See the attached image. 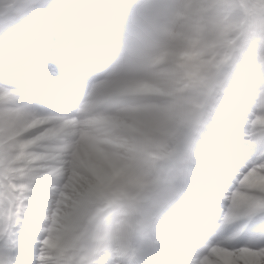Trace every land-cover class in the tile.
Masks as SVG:
<instances>
[{
    "label": "rangeland",
    "instance_id": "1",
    "mask_svg": "<svg viewBox=\"0 0 264 264\" xmlns=\"http://www.w3.org/2000/svg\"><path fill=\"white\" fill-rule=\"evenodd\" d=\"M77 2L87 6L84 15L89 16L93 12L97 14V6L107 3L108 0ZM158 2L162 5L163 17V44L160 48L162 52L168 53L169 47L176 44L180 46L188 41L189 29L195 27V39L190 38V46L182 52L183 56H176L171 51L167 54L166 60L169 63L166 65H169L168 69L171 72H164L162 77L159 74L152 75V72L158 69L160 57L163 55L158 52L150 57L146 64L137 66L131 78L127 76L130 71L124 74L113 72L105 78V75L109 74V68L102 70L98 64L99 72L97 69L91 71L87 69L68 85L60 97L44 102L34 104L25 102L27 77L23 74L14 77L16 83L2 86L9 92L7 99L15 101L14 105L17 107H22L28 119L39 118L44 122L38 131L43 133L41 147L34 149L32 156L26 152L29 146H25L24 141L19 142V146L7 154H0V161L11 160L13 166L20 169L14 175V181L0 177V196L25 201L29 195L24 194L23 190L28 189L30 180L27 177L18 180L20 174L25 175L27 171L23 170L24 164L16 160L22 157L23 160L36 163L43 161L40 155L45 153L44 161L47 164L42 163L46 166L40 168L44 170L39 174L50 181L40 184L38 199L44 202L51 201L52 206L59 208L58 216L64 221L61 225L62 238L66 243L77 231V227L87 223L89 217H92L90 211L86 212L81 208V206L85 208L84 203L90 197L82 199L73 195L70 201L65 198V190L71 188L77 178L86 176L89 182L83 186L85 191H102L108 177L107 174L98 173L91 177L86 173L83 168L86 154L80 153L74 139L67 138L64 134L67 129L57 121L58 115L62 114L60 109L71 106L70 101L73 100L74 93L85 95L86 91L93 87L96 79L105 78L107 82L98 83L101 87L98 86L95 92L104 102L103 105L107 106L109 113L118 106L113 101L136 93L133 90L137 87L133 84L137 79L148 75L154 81L149 84V89L158 91L156 94L158 96L161 94L164 96L159 97L162 100L160 102L153 99L138 101L139 113L133 115L130 112L126 116L127 121L116 124L118 129L127 130L132 134V143L128 147L132 151L130 154L137 157L136 160H131L132 166L138 164V157L141 154L140 141H143L145 146L143 152L150 157L145 168L138 167L130 173L133 194H119L121 183L116 181L108 184L113 185L108 192L100 193L103 196L101 201L105 200L110 211L116 210L120 218L124 214L134 215L140 223V220H143V213L139 200L142 199V193L161 165L170 161L178 150L189 142L195 140L204 144L213 130L226 125L237 104L243 105L252 93L264 92V0H158ZM249 22H253L254 26H249ZM93 27L94 31L89 32L90 38L93 45L98 43L102 45L104 42L101 47L104 54L100 58L105 57V48L108 49L107 53L111 50V34L104 22L94 24ZM81 38L80 35L79 40ZM87 43V47L91 48L90 43ZM106 44L109 46L106 47ZM126 83L130 85L127 90L124 92L117 90L118 85ZM53 105L60 107L57 113L52 108ZM101 110H92L90 114L94 115ZM160 112L162 119L169 116L170 121L166 127L168 129L171 126L170 131L173 132L172 137L166 141L160 139L154 130V126L159 122L157 118ZM67 143L70 144V150L64 152L63 149H59ZM56 150L65 154L61 157ZM62 160L64 164L61 163ZM57 187L63 188V192L53 196L51 192ZM115 195L123 198L122 204L115 201ZM64 201H68L66 206L63 205Z\"/></svg>",
    "mask_w": 264,
    "mask_h": 264
},
{
    "label": "snow or ice",
    "instance_id": "2",
    "mask_svg": "<svg viewBox=\"0 0 264 264\" xmlns=\"http://www.w3.org/2000/svg\"><path fill=\"white\" fill-rule=\"evenodd\" d=\"M86 27L85 19L43 35L22 73L25 102L57 99L82 75L83 54L68 49ZM203 148L184 203L149 249L145 264H264V92L237 104ZM58 212L51 201L0 196V264H92L87 250L62 238ZM100 255L97 264H130L134 253L119 248Z\"/></svg>",
    "mask_w": 264,
    "mask_h": 264
},
{
    "label": "bare ground",
    "instance_id": "3",
    "mask_svg": "<svg viewBox=\"0 0 264 264\" xmlns=\"http://www.w3.org/2000/svg\"><path fill=\"white\" fill-rule=\"evenodd\" d=\"M85 19L87 27L84 32L88 33H92L94 31V24L103 22V20L94 12L89 16L84 15L80 22L85 21ZM194 29L195 27H192L188 32V35L192 39H195ZM190 38L188 41L183 42L180 46L176 44L169 47L170 51L176 56H183L182 52L190 46ZM108 46L109 45L106 44V47ZM107 50L105 49L106 56H103L102 58H100V56L104 54V51L101 52L100 50L97 52H91L90 55L84 56L88 70L91 71L93 69H97L99 72L98 64H100L102 70L104 68H109V74L105 75V78L110 76L113 72H116L117 74H124L127 71H130L127 75L128 78L133 77L132 74L136 67H122L114 58L112 49L109 50L108 53ZM170 51L165 53L159 50V52L163 55L160 57L157 66L158 69H155L152 72V75L159 74V76L162 77L164 72H171L168 69L169 65H166L169 63L168 60H166V56L167 54H170ZM77 53H81V50H78ZM140 70H143V68H140ZM154 72L156 73L154 74ZM105 78L96 79L93 87L89 88L85 95L81 93H74L72 95L73 101L71 106L69 108L62 109L64 110L62 111L63 115H59V119L57 120L60 121L61 125L67 129L64 132L66 137L73 138L80 153L86 154V162L83 166L86 173L91 175V177H93L95 173H98V175H108L104 184L105 187L102 191L99 190L100 192L85 191L83 186L86 185V182H89L86 176L83 178H77V181L72 184L73 186L67 191L65 190V198L70 201H72L73 195L82 199L90 197L87 202L85 201L86 204L84 203L85 208L84 206H81V208H83L86 212L90 211L92 218L89 217V221L87 223H83L81 226H78L77 231L70 236L67 243L87 250L85 254L86 258L89 259L92 264H97L99 259H101L100 254L103 252L115 251L119 248L134 250L139 247L140 244L147 243L146 239L141 241L136 239L137 229L142 220H140L139 223L134 215L129 214H124L120 218L116 210H109V206L105 204L106 202L104 199L101 201L103 196L100 193L108 192L113 186L108 184L115 181L121 183L119 186L121 189L118 192L119 194L127 195L132 193L130 173L138 167L145 168L148 164L147 160H150V157L143 152V150H145L143 147L145 146L143 141H140L139 144L141 145V154L138 157V164L132 166L131 160L137 159L135 155L130 154L132 151L128 147L131 145L130 143H132V134L127 130L118 129L116 124L119 122L122 123L125 120L127 121L126 116L130 114V112H132L133 115H137L139 113L137 105L138 101L153 99L156 102H160L162 100L159 97L164 98L162 94L160 96L156 95L158 91L149 89V84L154 81L150 79V76L144 75L137 79L135 84H133V86L137 87L133 90V92L136 93H132V95L124 96L123 98L113 101L117 103L118 106L115 107V104H113L115 108L108 113L107 106L103 105L104 102L95 92L98 86L101 87L98 83L107 82ZM14 83H16V81L13 78H8L6 74H0V154H7L8 151L14 147H18L19 142L24 141L25 146H29L30 149L26 152L32 156L34 154L33 150L41 147L43 133H39L38 131L44 121L39 118L28 119L22 107H17L14 105L15 101L7 99L9 92L2 86H10ZM174 84L176 83L174 82ZM129 87L130 85L127 83L120 84L118 85L117 90L124 92ZM176 89H178V86ZM148 90L151 92H146ZM7 104H10V106ZM156 107L157 104L155 103L154 108ZM98 109L102 110L94 115L90 114L92 110ZM105 114H108V116ZM168 119L169 116L162 119V112H160V115H158L157 118V122L159 121L157 124L158 127L154 126L156 135L163 141L169 140L171 134H173V132L170 131L171 126H169L168 129L166 127L170 121ZM165 127L166 129H163ZM164 130L166 132H164ZM19 133H21V135H19ZM59 149H63L64 152H67L70 150V144L67 143ZM57 152L60 153L61 157L62 154H65L62 151ZM44 155L45 153L40 155L43 161L36 163H30L23 160L22 157L19 158V160H16V162L23 163V170L27 171L25 175L21 176L20 174L18 180L22 177H27L30 180V187L23 190L24 194L29 195L27 198L36 197L38 201H40L38 199L40 184L50 181V179L43 178L44 175L39 174L40 171L44 170L40 168H44L47 164V162L44 161L46 158ZM43 162H46V164H42ZM61 163L64 164V160H62ZM18 170L20 169L15 168L11 160L0 161L1 178L14 181V175L19 172ZM61 191L63 192V188L57 187L51 192V194L56 196ZM114 199L119 204L123 203V198H118L115 195ZM141 202L142 199L139 200V204H141ZM67 203L68 201H64L63 205L66 206Z\"/></svg>",
    "mask_w": 264,
    "mask_h": 264
},
{
    "label": "clouds",
    "instance_id": "4",
    "mask_svg": "<svg viewBox=\"0 0 264 264\" xmlns=\"http://www.w3.org/2000/svg\"><path fill=\"white\" fill-rule=\"evenodd\" d=\"M158 0H108L97 6V15L111 34L116 61L126 68L146 64L163 44ZM87 11L77 0H0V74H22L28 58L41 46L46 32L65 23L76 25ZM81 45L70 50L76 52ZM204 151L192 141L161 166L142 193L143 220L136 239L147 240L133 250L130 264H145L148 251L185 200V187L194 175V162Z\"/></svg>",
    "mask_w": 264,
    "mask_h": 264
}]
</instances>
